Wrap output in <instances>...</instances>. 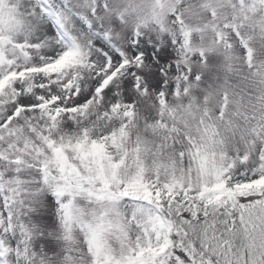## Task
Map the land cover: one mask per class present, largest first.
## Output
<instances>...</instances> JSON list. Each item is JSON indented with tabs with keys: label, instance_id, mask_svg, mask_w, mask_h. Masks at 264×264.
Here are the masks:
<instances>
[{
	"label": "snow or ice",
	"instance_id": "snow-or-ice-1",
	"mask_svg": "<svg viewBox=\"0 0 264 264\" xmlns=\"http://www.w3.org/2000/svg\"><path fill=\"white\" fill-rule=\"evenodd\" d=\"M0 264H264V0H0Z\"/></svg>",
	"mask_w": 264,
	"mask_h": 264
}]
</instances>
